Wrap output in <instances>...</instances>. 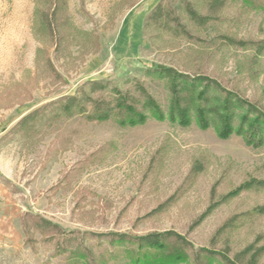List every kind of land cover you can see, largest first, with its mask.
<instances>
[{
    "label": "rangeland",
    "instance_id": "obj_1",
    "mask_svg": "<svg viewBox=\"0 0 264 264\" xmlns=\"http://www.w3.org/2000/svg\"><path fill=\"white\" fill-rule=\"evenodd\" d=\"M160 1L191 37L161 21L146 26ZM207 1L0 0V186L19 208L21 236L0 233V264H85L89 257L74 249L86 244V231L180 232L192 247L159 253L181 249L177 264H225L197 253L231 258L249 248L250 258L264 246V146L168 120L122 127L73 117L17 127L88 80L142 78L139 71L156 64L206 73L264 107V0H227L215 13ZM187 3L207 21L193 20ZM146 82L167 108L166 87ZM32 215L61 231H40ZM71 230L79 237L70 245L64 231ZM86 242L92 264H133L124 245Z\"/></svg>",
    "mask_w": 264,
    "mask_h": 264
},
{
    "label": "trees",
    "instance_id": "obj_2",
    "mask_svg": "<svg viewBox=\"0 0 264 264\" xmlns=\"http://www.w3.org/2000/svg\"><path fill=\"white\" fill-rule=\"evenodd\" d=\"M227 0H208L206 4L212 12L219 11ZM187 10L191 18L198 23L207 21L208 16H203L199 11L187 3ZM171 6H166L162 1L146 17V26L151 22L163 23L165 28L175 27L177 34L191 37L187 28L178 20ZM174 22V24H171ZM143 73V74H142ZM142 78L137 75L127 74L119 81H105L102 79L88 80L83 83L76 93L67 94L46 103L36 110L25 114L18 122L17 127L33 130L35 124L52 125L62 120L73 117L85 119L87 122L112 121L122 127L141 125L149 119L168 120L188 127L195 123L201 129L213 127L217 134L228 138L237 133L246 139L247 144L256 147L264 146V107L257 101L247 99L234 88L227 87L218 78L206 73L179 71L174 66L156 64L147 66L139 71ZM145 79V80H144ZM160 82L167 89L168 105H163L156 97L148 82ZM33 128V129H32ZM259 182V181H256ZM264 185V183H258ZM249 182L243 183L231 195L249 188ZM209 208L205 215L210 211ZM34 224L39 230H49L52 236L60 232V226L44 217L32 215ZM24 221V220H23ZM27 224L24 221V227ZM66 233V241L71 243L78 239L75 230ZM82 242L86 244L74 249L84 252V258L89 257L85 264H92L89 253L92 251L86 240L96 237L100 242L106 238L112 244L124 245L128 254L132 256L133 264H177L185 258L182 250L172 256L159 253L169 245L192 247L187 237L180 232L165 230L161 232H147L134 234L124 232H81ZM251 249L238 251L234 257H229L225 252H215L202 249L197 253L217 254L225 264H257L259 257L264 254V246L256 248L250 258L246 254ZM89 252V253H88ZM93 258V257H92Z\"/></svg>",
    "mask_w": 264,
    "mask_h": 264
},
{
    "label": "crops",
    "instance_id": "obj_3",
    "mask_svg": "<svg viewBox=\"0 0 264 264\" xmlns=\"http://www.w3.org/2000/svg\"><path fill=\"white\" fill-rule=\"evenodd\" d=\"M4 186H0V233H7L9 236L15 235L17 239H20V231L16 226L14 218H19V208L13 205L12 201L4 191Z\"/></svg>",
    "mask_w": 264,
    "mask_h": 264
}]
</instances>
